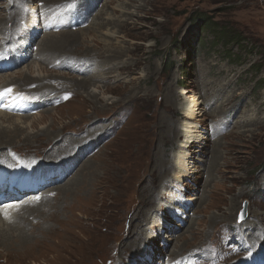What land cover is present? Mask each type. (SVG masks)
Instances as JSON below:
<instances>
[{
	"label": "rangeland",
	"instance_id": "374dc122",
	"mask_svg": "<svg viewBox=\"0 0 264 264\" xmlns=\"http://www.w3.org/2000/svg\"><path fill=\"white\" fill-rule=\"evenodd\" d=\"M14 1L29 8L28 40L36 50H23L24 57H17L15 63L21 64L0 74L4 79L0 87L28 91L39 107L30 116L0 112V128L20 130L0 139V146H10L22 158L36 159L44 167L65 161L72 166L66 169L62 185L41 192L42 197L40 193V201L48 200L50 205L58 199L55 205L65 223L57 224L56 233L42 243L37 230L33 232L37 219L31 221L33 227L25 230L33 236L27 235L28 243L40 245L24 254H10L0 246V264H135L144 254L148 264H167L196 254L201 264H237L248 256L264 257V105H259L264 99V0H78L82 20L73 12L70 17L83 25L59 33L37 25L41 13L37 7L50 12L76 0ZM7 7L0 0V23ZM120 8L134 15L122 14ZM8 10L11 18L19 17L18 8ZM3 27L0 34L7 31ZM106 31L122 38L116 42L103 35ZM230 34L240 38V46L225 42ZM3 40L0 49L17 44ZM124 64L135 66L126 71L121 69ZM23 75L35 77L36 83L20 82ZM95 76L104 79L91 80ZM193 94L201 103L203 115L197 119L203 120L199 129L203 140L188 159V173L180 177L171 166L158 167L154 177L143 178L141 190L136 187L133 192L131 173L140 171L145 160L147 169L154 151L145 156L151 144L145 128L151 122L162 123V134L174 122L179 130L180 99ZM10 98L5 96V107ZM166 99L176 108L162 117ZM14 106L29 108L23 102L8 105ZM99 122L108 130L94 141L91 134ZM139 134L145 136L137 146ZM179 143L168 139L158 145L164 154L160 161L167 163ZM56 152L69 155L68 159L57 162L51 158ZM92 168L97 169L96 181L106 171L111 173L99 186L91 180L78 195H60ZM172 183L180 188L173 190ZM76 199L81 201L77 208L66 211ZM166 205L179 211L177 221L172 220L177 214ZM49 212L53 210L41 214L47 219L43 225L56 226L48 221ZM242 215L245 218L238 223Z\"/></svg>",
	"mask_w": 264,
	"mask_h": 264
},
{
	"label": "bare ground",
	"instance_id": "6f19581e",
	"mask_svg": "<svg viewBox=\"0 0 264 264\" xmlns=\"http://www.w3.org/2000/svg\"><path fill=\"white\" fill-rule=\"evenodd\" d=\"M121 9V13L122 14H126V15H134V11L129 12V11H125L123 8ZM106 20L110 21V18H106ZM123 26L124 21H119ZM95 25H99L98 21H95ZM104 36H107L108 38H112L113 40H117L116 42L119 41V39H121L122 37H119L118 35H115L114 33H109V31H106L104 34ZM48 37V36H47ZM46 38V37H45ZM44 42V41H43ZM26 43V42H25ZM45 46V45H44ZM125 65V64H124ZM134 64H126L125 67H121V69H125L126 71H128V69L131 68V70L133 69L132 67H134ZM97 68V67H96ZM120 70V69H118ZM110 73H107V79L109 78ZM96 77V78H95ZM92 77L91 80H96L98 76ZM35 77H32L30 75H23L20 77V82L21 81H26V82H33L36 83L34 81ZM98 78H102V77H98ZM0 79H3L2 77H0ZM104 79V78H102ZM4 80V79H3ZM91 80L88 82L90 83ZM103 81V80H102ZM145 96H147V98H152V95L150 93L145 94ZM125 97V96H124ZM92 98L93 99H97V97L95 96V94H92ZM156 98V97H155ZM168 100V99H166ZM9 102H13V103H17L19 101L16 100H11V98L9 99ZM168 104L164 109V115H162V117L168 116L169 113H171L176 107L174 105V103H172V101H167ZM121 104V103H120ZM117 103H112L111 105L115 106V105H119ZM126 104V103H125ZM200 102L196 101V96L195 94L187 96L184 99H180V104L178 105V111L181 115L182 118V123L180 125V129L176 130V125L173 122L171 126H169L166 130H162V134L159 132V128H163V124H158L155 122H151L150 127H148V130L146 131L145 128V135H147V137H150L151 140V144H150V148H147V151L145 153V156L148 155V150L149 153L154 149L151 157V160L147 163V169H144V165L146 163V160L144 161L143 167L140 171L138 172H130L132 174V179L130 177H127L126 179L128 180H133L132 184L134 185L133 188V192H136V187H139V190H141V184L143 182V178H145L144 180H150L152 177H154V174L157 170V168L159 170H161V168H168L169 166H171L175 171H177L178 173L181 174L180 177H185L186 174L188 173V168H190V164L188 163V159L192 154H194L195 152V148H198L199 145H201V141L203 140V136H202V132L199 130L201 129V125L203 124V120L202 119H197L202 117L203 114H201V110L202 108H200ZM13 105H17V104H13ZM127 105V104H126ZM260 107L264 105V99H262L259 103ZM108 108V107H107ZM139 108V107H138ZM13 110H15V112L17 111H21L22 109L17 108V107H13ZM259 109V107H258ZM96 112V111H95ZM108 114V113H107ZM112 114V113H111ZM162 114V113H161ZM9 115V114H8ZM98 115V114H97ZM101 116V115H100ZM104 116V115H103ZM1 119V118H0ZM6 122L11 120V117L9 116L8 118H5ZM161 121V120H160ZM247 121V120H246ZM143 122V121H142ZM92 123H95V121L92 120ZM136 123V122H135ZM135 125V124H134ZM145 125V124H144ZM143 126V125H142ZM136 127V126H135ZM134 127V128H135ZM133 128V129H134ZM96 130H94L91 134V137L93 138L94 141L99 140V138L101 137L102 133L105 132L106 130H108L107 125H104L102 123H97ZM19 128L18 127H14L11 130L8 129H4V128H0V139H3L6 135L10 134V133H14L15 132H19ZM142 131V129H141ZM177 131V132H176ZM177 134H176V133ZM139 133V131H138ZM170 134L172 139H170ZM137 135V134H136ZM144 134H139V142L137 144V146H139L140 143V139H142L144 136ZM100 136V137H99ZM18 137V136H16ZM57 138H60V136H56ZM54 139H57V138ZM127 137V136H126ZM136 137V136H135ZM29 136H26L25 139H28ZM35 138V136L33 137ZM32 138V139H33ZM134 139V138H133ZM170 140H181V143L177 144V148L176 151L173 152L170 160L166 163V162H162L161 157L164 155L161 154V151H159L157 149V147H160L158 145L160 144H164L166 141ZM36 141V140H35ZM10 142V141H9ZM24 142V141H23ZM29 142V141H26ZM133 142V141H132ZM137 142V141H136ZM143 142V141H142ZM130 143V142H129ZM178 143V142H177ZM8 144V143H7ZM131 146V145H130ZM141 146V145H140ZM155 147L157 150H155ZM136 148V146H135ZM3 149H7L10 150L11 152H15L13 148H11L10 146H5L2 147L0 146V158L3 160H6L8 162H10V154H8L7 152H3ZM201 149V148H200ZM134 150V149H133ZM122 151V150H120ZM201 151V150H200ZM24 152V151H23ZM21 153V152H20ZM201 153V152H200ZM18 154V153H15ZM28 154V153H27ZM19 155V154H18ZM118 155V154H117ZM136 155V153H135ZM20 156V155H19ZM51 158H54L57 162H60L62 159L67 160L68 156L67 154H62L59 152H56L54 154L51 155ZM220 157V156H218ZM28 158V157H27ZM140 158V157H139ZM138 158V159H139ZM28 161V159H27ZM131 161H129L130 163ZM14 165V163H13ZM119 166V165H118ZM140 166V165H139ZM187 166V167H186ZM127 167V166H126ZM131 171H132V167L128 166ZM229 167V166H228ZM125 169V167H123L124 171H128V169ZM186 168L184 171L183 169ZM109 169V168H108ZM116 170V169H115ZM114 170V171H115ZM137 170V169H136ZM135 171V170H134ZM141 171H143L141 173ZM119 172V171H118ZM97 169L96 168H92L89 169L88 172L82 177V181H78L77 179L75 180V182H72L71 187H68L66 189H62V193L60 194L62 197L63 194H66V197L69 195H78L80 192L84 191V189H86V185L89 186L90 183H88L89 181H94L95 184H99L103 182V180L111 173V170L108 172L106 171L99 180V176H98V180L97 179ZM117 173V172H116ZM128 173V175L130 174ZM115 174V172H114ZM107 175V176H106ZM116 175V174H115ZM119 176V175H118ZM117 176V177H118ZM125 176L121 175L119 177V179H124ZM110 178V177H109ZM179 178V177H178ZM177 178V179H178ZM113 180V179H112ZM130 180V181H131ZM180 181V180H179ZM174 182V181H173ZM177 182V181H175ZM119 183V182H118ZM105 184V183H104ZM116 184V183H115ZM173 184V183H172ZM75 186V187H72ZM96 185H94L95 187ZM116 186V185H115ZM64 187V186H63ZM85 187V188H84ZM91 187V186H90ZM131 188V187H130ZM173 190H178L180 188V186H178L177 184H173L172 185ZM114 189V188H113ZM121 189V188H120ZM119 189V190H120ZM171 189V188H170ZM98 190V189H97ZM118 192V191H116ZM42 194V193H41ZM95 195V193H93ZM108 194V193H107ZM168 194V193H167ZM92 195V196H94ZM35 196V195H34ZM136 196V195H135ZM73 197V196H72ZM91 197V196H90ZM76 198V197H75ZM178 198V197H177ZM65 199V198H64ZM88 199V198H87ZM86 199V200H87ZM91 199H93L91 197ZM99 199V198H98ZM173 199H176V197H174ZM58 199H53V206L48 204V200H44V201H40L39 203H37V200H34L32 197H29L28 199H25L24 201H22L20 204V207L14 205L12 207L7 208L6 212L0 216V246L9 249L8 251L11 252L10 254H20L23 252H27L33 249V247H37V245H40L39 243L37 245H30L28 243V236L33 237L31 234L28 235L27 232H25V230L27 229V227H33V223L31 221L37 219L36 221V226H34L33 228V232L34 230H37L38 234L40 235V239L42 241V243H45L46 241L48 242L47 239H49L51 237V235H54L56 232V230H58L59 228H57V224L59 225H63L65 222H63V220L60 218L61 214H60V210L59 208H56ZM95 200V199H94ZM93 200V201H94ZM138 200V199H137ZM59 201H61V199H59ZM58 201V203H59ZM64 201V200H63ZM97 201V200H96ZM52 202V201H51ZM75 203L71 206H67L65 209L73 211L72 209L74 207L77 208V199L76 201H74ZM81 202V201H80ZM78 202V203H80ZM89 202V201H88ZM63 203V202H62ZM65 203V202H64ZM69 203V202H68ZM137 203V201H136ZM139 203V202H138ZM141 203V202H140ZM27 204V205H25ZM139 205V204H138ZM146 205V204H145ZM79 206V205H78ZM144 206V205H142ZM141 206V207H142ZM167 206V205H166ZM20 208V209H19ZM50 208V210H53L52 213H50V215L47 217L48 221L51 223H56V226H48L45 227L43 224L47 223V219H45L41 214L43 213V211L46 209ZM103 208V207H102ZM136 208V207H135ZM168 210H171V208L169 206L166 207ZM79 209V208H78ZM140 209V208H139ZM176 209V207H175ZM174 210V208H173ZM88 211V210H87ZM82 212V211H81ZM140 212V211H139ZM137 212V213H139ZM137 213H135L137 215ZM63 215V214H62ZM253 216H257L254 215L252 213ZM74 217V216H73ZM138 217V216H137ZM239 220H244L241 218V216H239ZM154 224H156V226H159V220H157L156 218H154ZM42 225V226H41ZM59 227V226H58ZM30 232V231H29ZM152 232V230L149 231L146 239L150 240L151 239V235H149ZM28 235V236H27ZM35 238V237H34ZM37 240V239H36ZM6 253V252H5ZM10 257V256H9ZM91 257V256H90Z\"/></svg>",
	"mask_w": 264,
	"mask_h": 264
},
{
	"label": "trees",
	"instance_id": "16d2710c",
	"mask_svg": "<svg viewBox=\"0 0 264 264\" xmlns=\"http://www.w3.org/2000/svg\"><path fill=\"white\" fill-rule=\"evenodd\" d=\"M203 21L204 20H201V19L196 20L197 23H199V22L203 23ZM205 21H207V23H208V20L205 19ZM224 40L226 43H230V44L236 45V46H240V44L242 43L240 38L236 37L235 34H230V36L226 37Z\"/></svg>",
	"mask_w": 264,
	"mask_h": 264
},
{
	"label": "water",
	"instance_id": "95a60500",
	"mask_svg": "<svg viewBox=\"0 0 264 264\" xmlns=\"http://www.w3.org/2000/svg\"><path fill=\"white\" fill-rule=\"evenodd\" d=\"M241 218L244 219L245 218L244 215H242ZM241 221H243V220H238L237 222L239 223Z\"/></svg>",
	"mask_w": 264,
	"mask_h": 264
}]
</instances>
